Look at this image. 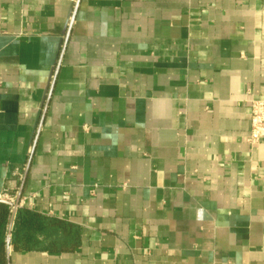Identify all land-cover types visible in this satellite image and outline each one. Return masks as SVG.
<instances>
[{
  "label": "crops",
  "instance_id": "obj_1",
  "mask_svg": "<svg viewBox=\"0 0 264 264\" xmlns=\"http://www.w3.org/2000/svg\"><path fill=\"white\" fill-rule=\"evenodd\" d=\"M263 94L264 0H0V264H264Z\"/></svg>",
  "mask_w": 264,
  "mask_h": 264
},
{
  "label": "built area",
  "instance_id": "obj_2",
  "mask_svg": "<svg viewBox=\"0 0 264 264\" xmlns=\"http://www.w3.org/2000/svg\"><path fill=\"white\" fill-rule=\"evenodd\" d=\"M250 110V130L247 137V144L255 146L264 141V94L260 100H251L249 103ZM8 204H13L9 198L6 199Z\"/></svg>",
  "mask_w": 264,
  "mask_h": 264
},
{
  "label": "trees",
  "instance_id": "obj_3",
  "mask_svg": "<svg viewBox=\"0 0 264 264\" xmlns=\"http://www.w3.org/2000/svg\"><path fill=\"white\" fill-rule=\"evenodd\" d=\"M8 207L6 205L0 204V217L4 216V218L8 215Z\"/></svg>",
  "mask_w": 264,
  "mask_h": 264
}]
</instances>
